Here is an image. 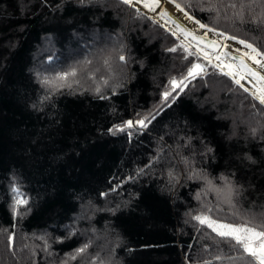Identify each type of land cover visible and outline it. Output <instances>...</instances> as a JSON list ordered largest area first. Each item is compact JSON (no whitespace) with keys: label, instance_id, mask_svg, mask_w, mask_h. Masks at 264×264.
I'll use <instances>...</instances> for the list:
<instances>
[{"label":"trees","instance_id":"trees-1","mask_svg":"<svg viewBox=\"0 0 264 264\" xmlns=\"http://www.w3.org/2000/svg\"><path fill=\"white\" fill-rule=\"evenodd\" d=\"M175 1L264 51V5ZM209 37L221 48L227 36ZM225 46L224 62L225 53L250 51ZM194 64L206 74L164 101L170 81ZM216 64L122 0H0V264H112L80 226L111 236L121 264H247L194 219L238 223L264 212V105ZM72 71L71 87L56 88ZM215 88L222 101L203 104ZM227 101L245 118L224 116ZM144 117L147 127L136 123ZM222 177L239 190L235 208L205 190L222 188ZM13 188L27 200L15 212Z\"/></svg>","mask_w":264,"mask_h":264},{"label":"snow or ice","instance_id":"snow-or-ice-1","mask_svg":"<svg viewBox=\"0 0 264 264\" xmlns=\"http://www.w3.org/2000/svg\"><path fill=\"white\" fill-rule=\"evenodd\" d=\"M124 4H128L129 6L134 7L133 0H122ZM137 3H143L145 8H148L150 11H155L156 8L160 7V0H136ZM252 3H257L259 5H264V0H252ZM175 7L180 11H184L180 4H176ZM163 15H168L164 13ZM185 16L191 20L192 17L188 16L185 12ZM163 18V17H162ZM171 19V17H169ZM243 20V17H241ZM261 22H264V18H262ZM173 24H176V27L180 30V32L185 36H191L192 39L198 40V38L187 29L181 27L176 21H172ZM199 23V21H196ZM200 28H206V25L199 24ZM208 31H213L212 29H208ZM175 35V33H173ZM219 35H224L223 33H219ZM226 39L236 40V37L227 36ZM215 45V42H212ZM237 43L242 44L245 49L250 51H246L242 54L241 57L231 56L230 53H225V57L231 59L232 61L239 60L238 64H228L221 60L220 55L216 56V60L220 61L219 64L214 65L215 67H220L221 72L225 76H229L234 82L241 88H243L244 92H248L253 100L258 101L260 105H264V75H262L259 71L252 68L251 65L246 63L243 57H246L247 60L251 61L252 64L257 65L260 69H264V51L258 50L257 47H254L253 43L247 42L245 40H237ZM183 47V45H181ZM226 47V46H225ZM187 50V49H186ZM170 51H176L175 48L170 49ZM239 51V50H238ZM194 53L189 52V55H193ZM205 58H207V53H205ZM121 60H124V57H120ZM211 63V60H209ZM224 68H228V71H224ZM204 66L201 64H194L189 68L187 75L181 77L180 80L172 79L170 81L171 91H166L163 93V100L168 101L169 97L172 95V92H176L179 89L180 92L187 87L186 82H190L191 79H195L198 75H205ZM75 77L76 72L72 71L69 73H65L64 75L58 77L59 81L62 83L56 84V88L60 87H71V84L68 82L69 77ZM237 76L239 78H237ZM248 77H251L255 82L256 90L250 92L248 88H245L241 83V80H244ZM45 83H49L45 81ZM97 93H99V89H97ZM179 93H177L178 95ZM106 98V97H101ZM175 96H172V102L175 100ZM170 106V105H169ZM255 107V105H253ZM155 118L154 116L152 117ZM148 120V117H144L143 119L137 121L136 123L141 127H147L145 121ZM150 122V121H149ZM126 126L131 128L133 127V121L129 120L126 122ZM119 130H123L120 128ZM255 132V129L253 130ZM225 181V189H215L218 195L224 197V202L228 203L232 208H235V204L233 203V197L239 195V190L235 188L226 177H222ZM209 184L211 182L209 181ZM13 192L16 193L17 198L15 199V203L13 206V211L15 212L20 206H26L27 200L20 194L19 189L13 188ZM199 198V196L197 197ZM210 212L211 209H208ZM236 214V213H234ZM238 215V214H236ZM240 222H228L224 223L220 220L214 219L210 215L202 214L194 217L200 225H204L213 232L216 233L222 240L228 241L238 250H242L243 254L248 257L247 264H264V212L260 214L249 213L245 214L242 217H239ZM87 248L85 247L79 249L80 253H83ZM219 259V257H218ZM231 259V257H228Z\"/></svg>","mask_w":264,"mask_h":264},{"label":"rangeland","instance_id":"rangeland-1","mask_svg":"<svg viewBox=\"0 0 264 264\" xmlns=\"http://www.w3.org/2000/svg\"><path fill=\"white\" fill-rule=\"evenodd\" d=\"M161 6L162 7H164V8H166V9H168V10H170V11H172L173 13H175L181 20H183L184 22H186V23H188V24H190L191 26H193L194 28H198V27H200L199 25H196V24H194V23H192L191 22V20H189L186 16H185V14H182L181 16L179 15V14H177L176 12H175V10H174V8L171 6V4L169 3V0H161ZM132 7V6H131ZM136 9V8H135ZM188 11V10H187ZM190 13V12H189ZM191 14V13H190ZM193 15V14H192ZM149 16V15H148ZM194 16V15H193ZM264 18V17H263ZM212 27V26H211ZM218 30H220V29H218ZM204 31V30H203ZM222 31V30H221ZM224 32V31H223ZM224 33H226V34H228V35H231V34H229V33H227V32H224ZM207 36H209L210 35V31H208L207 33ZM150 35V34H149ZM144 36V35H143ZM232 36H234V35H232ZM145 37H148L149 38V41L151 42L152 41V37H150V36H148V34L146 35L145 34ZM235 37H237V36H235ZM237 38H239V39H242V38H240V37H237ZM181 40V39H180ZM242 40H244V39H242ZM182 41V40H181ZM233 42V43H236V44H239V43H237V41H233L232 39H229V40H226L225 41V43H224V45H223V47L225 46V44L227 43V42ZM245 41H247V40H245ZM183 42V41H182ZM248 42V41H247ZM185 43V42H184ZM188 45V44H187ZM242 45V44H241ZM223 47H222V49H221V51H219V55L221 56V54H222V50H223ZM192 48V47H191ZM195 51H196V49L195 48H193ZM197 52V51H196ZM198 53V52H197ZM199 54V53H198ZM217 54V55H218ZM201 55V54H200ZM124 57H125V59H126V54H124L123 55ZM202 56V55H201ZM204 57V56H203ZM239 57V56H238ZM208 59V58H207ZM208 60H210V59H208ZM213 60H211V62H212ZM216 62V61H215ZM219 62V61H218ZM202 65V64H201ZM204 66V69H206V66L205 65H203ZM37 67H36V65L34 64L32 67H31V69L29 70V71H33V70H35ZM226 69V68H225ZM227 70V69H226ZM228 71V70H227ZM222 91L220 90V89H217V88H215V89H213V90H211L210 91V93L204 98V102H203V104H205V103H211V101H216V102H218V101H222V99L220 98L221 96V93ZM211 101H210V100ZM197 101V100H196ZM195 101V102H196ZM203 104H201V107H204V105ZM224 107H225V109L222 111V114L225 116V115H234V116H236L235 115V113L236 114H238V115H240V116H242V117H244L245 115L244 114H242L241 112L239 113V110H237V109H235L234 111H233V109L230 107V106H232L231 105V102H225L224 103V105H223ZM233 106H234V104H233ZM197 107H199V108H201L200 107V105L199 106H197ZM235 108V107H234ZM223 115H221V116H223ZM245 118V117H244ZM247 118V117H246ZM250 118V119H249ZM253 121H255V120H251V117L249 116L248 117V119H246V120H243V119H241V122L243 123L242 124V127H243V125H245V127H247L248 128V132L250 131V127H251V124H253L252 122ZM136 122V120H133V123H135ZM242 131H243V128H242ZM231 133L229 134V137L228 138H230L231 140L232 139H234V140H236L237 138H242V135L240 134V133H237L236 131H230ZM245 133L246 135L248 134L249 135V133ZM244 137V136H243ZM247 137H250V136H247ZM236 157H239L238 155H236ZM215 187L213 186V185H211V186H208L205 190L207 191V192H215V193H217V191H215ZM217 189H225V184L224 185H222V188H217ZM217 195H218V193H217ZM218 196H220V195H218ZM217 196V197H218ZM38 199H40L39 197H38ZM220 200H221V202L223 203V204H228V203H226V202H224V197L223 196H220V198H219ZM124 206L122 207V209H126V205L127 204H123ZM93 209L91 208V207H89V206H87L86 208H85V211H86V213H88V214H90L89 212L90 211H92ZM79 230L84 234V237H88V238H90L92 241H93V244H94V246H95V248H96V250L99 252V253H104V254H106V256H109V258L112 260V264L114 263V264H121V263H123V259L122 258H117V260H115L114 261V259H113V252H114V248H113V242H112V237L111 236H109V235H102V234H100L96 229H94L93 227H89V226H83V227H79ZM32 237H38V238H40L39 236H32ZM123 257V256H122Z\"/></svg>","mask_w":264,"mask_h":264},{"label":"water","instance_id":"water-1","mask_svg":"<svg viewBox=\"0 0 264 264\" xmlns=\"http://www.w3.org/2000/svg\"><path fill=\"white\" fill-rule=\"evenodd\" d=\"M173 2H175L176 4L178 3L177 1L175 0H172ZM133 4H134V7L133 8H136L137 10L155 18L157 21H159L164 27H166L168 30H170L172 33H175V35L181 39L183 42H185L186 44H188L190 47L192 48H195L196 51L201 54L202 56L205 57V53H207V58L210 59V52H215L216 49L218 48L219 46V43L210 38L209 36H207V34H204L203 33V29L198 27V28H194L193 26H191L190 24L184 22L183 20H181L175 13H173L172 11L168 10V9H164L162 6H161V0H160V7L156 8L155 11L153 12H157L161 18H158L157 16L153 15L152 11H150L148 8H145L143 6V3H137L136 0H133ZM179 4V3H178ZM181 5V4H180ZM181 7L187 11V9H185L182 5ZM189 12V11H187ZM164 13H167L168 15H163ZM169 17H171V19H169ZM195 17V16H194ZM176 21L177 24H179L181 27L187 29L188 31L192 32L197 38L198 40H194L192 39L191 36H185L183 35L180 30L176 27V24H173L172 21ZM201 21V20H200ZM202 24L206 25V28H210L212 30H215V31H219V32H222L224 33L223 31L221 30H218L214 27H211L205 23H203L201 21ZM226 34V33H224ZM228 35V34H226ZM228 36H232V35H228ZM235 37V36H233ZM237 38V37H236ZM239 39V38H237ZM242 40V39H240ZM212 42H215V45H213ZM201 49L205 51V53H202L201 52ZM124 57V56H123ZM125 59V57H124ZM246 63H248L249 65H251L252 68L256 69L257 71H259L262 75H264V72L255 64H252L251 61L245 59ZM239 62L237 61H231L230 64H238ZM228 70V69H227ZM238 78V77H237ZM246 81H243L241 80V82L246 86L248 87L251 91H254L251 86L249 84H254V81L252 80L251 77H248L245 79Z\"/></svg>","mask_w":264,"mask_h":264},{"label":"bare ground","instance_id":"bare-ground-1","mask_svg":"<svg viewBox=\"0 0 264 264\" xmlns=\"http://www.w3.org/2000/svg\"><path fill=\"white\" fill-rule=\"evenodd\" d=\"M170 1H172V0H170ZM173 2V1H172ZM174 4H176L175 2H173ZM162 5V4H161ZM164 8V7H163ZM164 9H166V8H164ZM184 11H186V10H184ZM153 12V11H152ZM187 12V11H186ZM189 15H191L189 12H187ZM153 15H155V16H157L158 18H161V16L157 13V12H153L152 13ZM192 17H194L193 15H191ZM195 18V17H194ZM162 19V18H161ZM195 19H197V18H195ZM197 21H199V23L200 24H202L201 23V21L200 20H198L197 19ZM208 29L209 28H203V33L204 34H206L207 32H208ZM212 32H219V31H215V30H213ZM219 33H222V32H219ZM224 34V33H223ZM225 36H228V35H226V34H224ZM211 38V37H210ZM226 40H229V39H226ZM225 40V41H226ZM237 40H240V39H237L236 38V40H233V41H237ZM225 43V42H224ZM224 43H223V45H224ZM223 45L221 46V48H220V46H218V48L216 49V51L215 52H210L209 54H210V60H213V61H216L217 63H220V61L218 62L217 60H216V57H215V55L214 54H218L219 53V50L221 51V49H222V47H223ZM201 52L202 53H205V51L204 50H202L201 49ZM230 53V52H229ZM231 54V56H235L234 54H232V53H230ZM217 56V55H216ZM215 57V58H214ZM238 57V56H237ZM224 60H225V62L226 63H228V64H230V62L232 61L231 59H229V58H226V57H224ZM237 62H239V60H236ZM226 69H228V68H226ZM229 70V69H228ZM239 78V77H238ZM254 85H255V82H254ZM256 86V85H255Z\"/></svg>","mask_w":264,"mask_h":264}]
</instances>
